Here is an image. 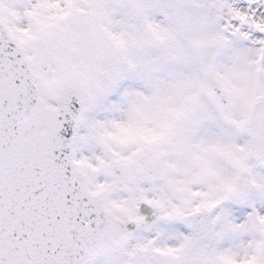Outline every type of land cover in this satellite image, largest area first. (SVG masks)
Returning a JSON list of instances; mask_svg holds the SVG:
<instances>
[{
	"label": "snow or ice",
	"instance_id": "obj_1",
	"mask_svg": "<svg viewBox=\"0 0 264 264\" xmlns=\"http://www.w3.org/2000/svg\"><path fill=\"white\" fill-rule=\"evenodd\" d=\"M0 264H264V0H0Z\"/></svg>",
	"mask_w": 264,
	"mask_h": 264
}]
</instances>
